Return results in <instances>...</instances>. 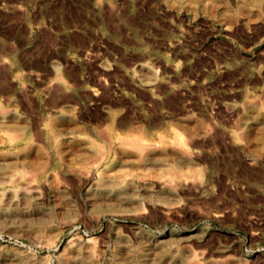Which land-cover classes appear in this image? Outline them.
Instances as JSON below:
<instances>
[{
	"label": "rangeland",
	"instance_id": "1",
	"mask_svg": "<svg viewBox=\"0 0 264 264\" xmlns=\"http://www.w3.org/2000/svg\"><path fill=\"white\" fill-rule=\"evenodd\" d=\"M253 2L0 0V113L25 118L29 140L49 152L45 177L61 186L55 203L48 193L43 201L54 219L52 239L35 245L0 231V247L44 254L55 264L71 242L91 238L108 260L115 235L136 241L133 235L145 233L175 241L187 264H264V159L256 148L246 152L237 130L243 105L264 102V0ZM141 65L155 77L152 86L141 81ZM60 110L74 113L76 130L107 151L93 174L120 165L108 152L110 134L129 143L139 134L149 142L179 136L191 167L146 172L152 179L186 178L180 204L167 213L157 208L158 198L172 199L157 187L150 199L140 194L127 203L144 209L142 216H96L84 199L93 178L76 175L61 153L36 139L39 127L61 122ZM7 149L0 145V154ZM188 180L199 181L198 189ZM72 217L78 222L63 226Z\"/></svg>",
	"mask_w": 264,
	"mask_h": 264
},
{
	"label": "bare ground",
	"instance_id": "2",
	"mask_svg": "<svg viewBox=\"0 0 264 264\" xmlns=\"http://www.w3.org/2000/svg\"><path fill=\"white\" fill-rule=\"evenodd\" d=\"M248 1L254 3L253 1L256 0ZM249 11L248 14H251L252 10ZM53 68L55 74L60 77L57 67L54 65ZM138 71L146 76L141 79L144 85L152 86L155 83L156 80L153 77L155 75L152 72V79L147 78L148 74H145V71H151L148 67L141 65ZM234 108L236 107L231 106L229 109L233 111ZM61 110V122L53 120L49 125H46L47 127H39L36 139L61 153L67 165L71 166V169H75L76 175L85 173L84 176L82 175L85 179L93 178L92 186L85 193L84 199L96 216L102 212H109L118 217L142 216L144 210L142 206L145 205L141 206L143 209L141 210L130 208V206L128 208L126 207L127 203L140 194L145 199H150L154 188L157 187L172 195L171 201L168 202L158 198L154 204L157 208L167 213L180 204L177 195L183 187L188 185L186 178L174 179L168 176H158L156 179H152L146 172L153 168L160 171L171 166L179 170L191 167L190 154H188L186 146L180 142L179 136L175 135L172 139H167L159 135L157 141L149 142L143 134H139L135 142L129 143L121 136L110 134L106 139L107 143L111 145L108 152L112 151L116 154L119 158L117 163L120 165H115L112 169L105 170L100 174H93L97 166L106 158L107 151L99 150L100 148H97L99 146L96 147L93 139L76 130L74 113ZM242 110L243 117L239 120L237 130L245 135L243 146L247 153L249 150L253 151L252 148H256L264 159V102L256 104L249 101L243 105ZM127 124L128 121L124 118L118 121V125L121 127H126ZM180 125L183 127L189 125V122L181 121ZM2 144H7L8 149L0 154V231H10L17 236L24 235L35 245L46 244L53 237L52 222L54 219L52 220L53 217L43 207V201L48 200L46 198L48 193L50 201L55 203L54 197L61 193L60 184L51 178L48 180L44 175L45 169L51 164L49 152L40 150L35 142L29 140L26 120L15 112L0 113V145ZM69 148H74V150H65ZM155 156L157 158H154ZM249 156L251 155L249 154ZM25 167L29 171H24ZM190 183L194 189H198L199 181ZM149 202L151 201L149 200ZM65 204H59V209L65 210ZM150 204L148 203V205ZM148 209L151 210L148 207L146 211ZM56 214L55 212V216ZM70 220L66 221L63 226L71 225L72 227L77 218L72 217ZM171 236L170 234L167 237ZM133 238L136 241H131L119 234L115 235L114 251H110L108 260H105L107 258L102 247L94 248L93 244L95 243H92L91 238H85L86 240L83 238L84 242L77 241L72 245L71 242L68 247L62 249L55 264H100L104 260L106 264H187L186 257L180 254L181 248L178 250L176 242L173 240L172 243L165 244V241L162 240L164 238H153L145 233H136ZM187 248L192 253L191 248ZM187 256L189 257V255ZM195 257L197 258L198 255ZM0 264H47V259L44 254L36 256V254L24 250H13L4 246L0 247Z\"/></svg>",
	"mask_w": 264,
	"mask_h": 264
}]
</instances>
